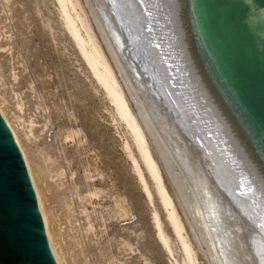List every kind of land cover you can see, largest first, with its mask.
I'll return each instance as SVG.
<instances>
[{"label":"rangeland","instance_id":"rangeland-1","mask_svg":"<svg viewBox=\"0 0 264 264\" xmlns=\"http://www.w3.org/2000/svg\"><path fill=\"white\" fill-rule=\"evenodd\" d=\"M80 2L113 64L87 0ZM131 105L136 111L132 100ZM0 108L24 155L58 264H175L181 259L166 211L132 145L153 199L128 156L125 143H132L131 135L116 120L56 0H0ZM155 212L173 238V256L156 235ZM194 244L199 263L211 264L207 247Z\"/></svg>","mask_w":264,"mask_h":264},{"label":"bare ground","instance_id":"bare-ground-1","mask_svg":"<svg viewBox=\"0 0 264 264\" xmlns=\"http://www.w3.org/2000/svg\"><path fill=\"white\" fill-rule=\"evenodd\" d=\"M56 1L77 49L112 102L116 120L123 122L131 135L132 143H125V147L150 200L153 199L150 187L131 145L153 181L159 204L166 211L168 226L176 239L165 229L162 214L158 212L153 213L156 235L168 254L172 255L176 250L173 249V240L179 243L182 256L175 264H200L195 241L197 245L207 247L211 264H264V196L257 194L261 193L255 190L259 186L251 173L238 162L240 159L234 156L235 150L225 148L223 133L218 134L211 124L204 122L209 117L204 115L206 113H196L194 102L187 99L185 103V95L189 94L186 89L177 94L180 105L169 83L161 76L160 71L167 69L166 64H171L172 58H178L177 49L169 39L171 37L168 38L170 47H166L164 40L155 42L148 36L152 27L150 21L164 24L165 20L141 15L131 0H87L110 59L125 81L127 95L98 34L93 31L90 14L80 0ZM115 10L116 15L113 13ZM123 12L124 21L120 18ZM125 28H130V35ZM152 28L161 29L157 30L159 33L169 31V25L156 24ZM152 62L155 68H152ZM181 109L186 110V114L187 109L191 115L194 114L195 125L205 139L202 145L193 138L188 122L185 123L186 114ZM157 158L174 187L179 205L167 189ZM43 216L45 220L44 213ZM52 248L54 250V246Z\"/></svg>","mask_w":264,"mask_h":264},{"label":"water","instance_id":"water-1","mask_svg":"<svg viewBox=\"0 0 264 264\" xmlns=\"http://www.w3.org/2000/svg\"><path fill=\"white\" fill-rule=\"evenodd\" d=\"M131 1L141 15L165 20L150 21L152 27L169 25L164 33L151 27L148 37L164 40L166 47L172 41L177 49L178 58L160 74L179 104L177 94L186 89L185 103L194 102L196 113L209 117L204 122L223 133L225 148L235 150L264 196V0ZM191 113L187 109L185 123L202 145ZM0 264H58L24 155L1 111Z\"/></svg>","mask_w":264,"mask_h":264}]
</instances>
